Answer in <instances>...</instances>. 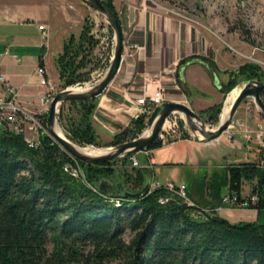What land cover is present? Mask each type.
<instances>
[{
	"label": "trees",
	"instance_id": "16d2710c",
	"mask_svg": "<svg viewBox=\"0 0 264 264\" xmlns=\"http://www.w3.org/2000/svg\"><path fill=\"white\" fill-rule=\"evenodd\" d=\"M102 2L118 14L113 0ZM98 43L85 24L77 39L71 35L63 44L55 60L63 89L90 80L94 68H88L90 54ZM240 78L264 82V71L253 63L239 66L229 75L224 92H230ZM95 99L68 103L69 108H78L77 117L66 112L65 104L58 113L63 133L80 146H100L92 126ZM221 108L219 104L205 110V121L218 123ZM144 127V116L132 119L114 134L109 146L136 139ZM159 148L156 140L147 150ZM130 159L79 163L83 176L75 178L64 170L74 159L47 133H41L37 146L31 147L23 132L2 124L0 264H264V223L259 222L264 216V147L257 161L227 167L221 183L237 203L256 197L250 208L256 212L255 221L239 224L216 212L223 205L217 191L212 195L217 204L203 207L188 205L164 185L139 199L118 196L116 189L112 196L94 190L102 179L119 181L121 188L132 192L140 190L147 173L133 167L127 171L124 166ZM117 161L123 166H116ZM244 182H253L248 197L241 196Z\"/></svg>",
	"mask_w": 264,
	"mask_h": 264
},
{
	"label": "crops",
	"instance_id": "0c3cea01",
	"mask_svg": "<svg viewBox=\"0 0 264 264\" xmlns=\"http://www.w3.org/2000/svg\"><path fill=\"white\" fill-rule=\"evenodd\" d=\"M113 4L123 27L124 48L116 77L96 99L92 121L94 128H97V135H110L108 139H111L116 132L127 127L133 119L132 112L127 109L131 101L160 87L164 89V102H187L204 120L205 110L219 104L224 106L230 93L235 88H242L237 84L230 92H224L229 75L238 68L231 70L224 67L222 50L214 47L192 24L168 13L151 10L144 0H113ZM53 5L54 0H0V75L18 90L17 99L20 105L31 113H42L38 100L44 93L35 70L42 61L48 74L52 55L55 51H61L63 46V41L59 45L53 40ZM26 25L31 27L30 34L16 33V27ZM39 25H44V31L48 34L47 52L35 60L28 50L31 46L36 48L41 44L42 31L38 29ZM130 45H136L139 49L132 50ZM228 48L234 51L233 48ZM0 96H8L1 83ZM65 107H69L68 103ZM240 117L244 118L242 124L252 130H257L263 124L254 112L242 114ZM180 124L186 130L183 120H180ZM182 141L213 143H199L190 139ZM230 141L231 145H237L247 151L248 145L252 147L250 150H256L258 147L255 139L248 143L239 128L233 132ZM175 143L177 142L171 144ZM159 149L150 150L148 162L140 164V167L153 172L154 152ZM168 182L172 181L166 183ZM181 183L188 184L182 181L175 184ZM186 189L189 193L187 185ZM188 197L205 207L195 197L192 199L190 193ZM215 204L217 201L208 202L207 207ZM221 207L216 209L217 213H220Z\"/></svg>",
	"mask_w": 264,
	"mask_h": 264
},
{
	"label": "rangeland",
	"instance_id": "374dc122",
	"mask_svg": "<svg viewBox=\"0 0 264 264\" xmlns=\"http://www.w3.org/2000/svg\"><path fill=\"white\" fill-rule=\"evenodd\" d=\"M55 1L53 5V40L56 41V44L60 45L62 41L64 44L71 35L77 39L81 35L85 24L90 27V33L94 38L99 36V43L92 54H90L88 68L94 66L90 80L72 87L92 86L104 75L113 55L112 30H110L103 18L82 0H57L56 3ZM144 2L151 10L168 13L173 17L183 19L192 24L198 32L209 39L214 47H219L222 50L220 51L224 53V67L236 70L245 63H253L264 71V0H144ZM30 30L31 27L27 25L16 27V33L30 34ZM102 38L104 39L103 42H101ZM228 47L233 48L234 51H231ZM1 51L2 47L0 44ZM28 51L37 60L39 55L46 54L47 47L38 44V47L31 46ZM61 51L59 50L57 53L55 51V54L52 55L51 65L48 68L49 73L47 74L57 93L63 90L55 65V60ZM244 83L243 78H240L238 87L241 88ZM185 103L188 105L187 102ZM65 109L66 112L77 117L79 111L77 107H67ZM250 112H254L259 116L253 100L247 98L239 106L233 121H243L244 118L240 116ZM140 116L145 118L144 131L141 133L144 134L151 125L149 120L153 114ZM259 118L262 120L260 116ZM180 120L182 121V118L178 117L180 130L170 137L168 145L154 152L155 165L152 172V185L156 183L165 184L167 181H172L173 183L188 182L186 185L190 197H195L200 204L207 207L208 202H213L212 195L215 191L220 194L225 193V184L221 183L227 175V167L248 160L250 162L257 161L261 147H257L256 150H250L247 147L249 149L247 151L237 145H231L230 140L233 138V132L237 128L230 130V133H225L218 141L211 144L185 142L182 140H193V138L187 126L186 130L182 128ZM217 125L218 123L209 124L206 122V126L210 129L216 128ZM92 126L97 137V143L100 145L98 147H111L109 143L114 135L111 139H108L110 135H97V128L96 126V129L94 128L93 121ZM100 132L102 133L103 130L101 129ZM26 136L33 137L34 135L27 130ZM174 142L177 143L171 144ZM135 156L141 165H144L149 160H147L144 151L138 152ZM116 166L122 167L123 164L117 161ZM124 168L132 172L131 160L126 163ZM252 183L244 182L242 184L241 196L248 197L251 195ZM215 184L217 185L215 186ZM221 209L219 215L233 224H239L241 221H255L257 217L256 213L250 210H230L226 205H222ZM259 222L264 223V216L259 219ZM126 236L128 237V235ZM51 248L52 245L49 244L48 249L51 250Z\"/></svg>",
	"mask_w": 264,
	"mask_h": 264
},
{
	"label": "water",
	"instance_id": "95a60500",
	"mask_svg": "<svg viewBox=\"0 0 264 264\" xmlns=\"http://www.w3.org/2000/svg\"><path fill=\"white\" fill-rule=\"evenodd\" d=\"M82 1L91 7L95 13L102 17L103 20L108 24L113 33L114 48L113 55L107 70L95 84L88 86L86 89L81 91H75V89L72 87L65 88L55 95L49 106L46 116V132L61 147V149L74 160L82 164H98L114 161L117 159H127L138 152L144 151L153 142H155L162 131L166 120L173 115H179L182 118L185 125L190 129L195 142H214L228 131L239 106L247 98H251L253 100L256 111L258 112L264 124V100L262 98L264 82L252 79L246 81L239 90L238 95L230 107L228 118L225 121L219 119L218 125L214 129L208 128L206 126L205 120L188 105L184 103L164 102L160 106L159 111L152 121L149 129L136 139L108 148H103L106 150V152L95 156L82 152L80 147L84 146H80L72 142L66 137V135L63 134L58 122V110L61 105L66 103L88 101L101 96L110 83L114 80L120 69L124 48V31L118 15L106 5H104L102 0ZM59 132H62L63 135H61ZM87 146L94 145H86L85 147ZM139 168L144 169L147 174L142 188L136 192L121 188L119 181H110L106 179L100 180L95 186L94 190H97L104 195L112 196V191L116 189L118 196L122 195L128 199H139L143 194L148 192L152 186V171L144 167ZM82 176L83 171L81 168V177Z\"/></svg>",
	"mask_w": 264,
	"mask_h": 264
},
{
	"label": "built area",
	"instance_id": "2783aa9c",
	"mask_svg": "<svg viewBox=\"0 0 264 264\" xmlns=\"http://www.w3.org/2000/svg\"><path fill=\"white\" fill-rule=\"evenodd\" d=\"M38 29L42 31L41 35V46H46L48 42V34L44 31V25H39ZM96 39H99V36H95ZM113 41V48H114V38ZM104 39H101L103 42ZM130 49H139L136 45H130ZM35 73L39 78V85L44 88V93L40 95L38 100V106L41 108L42 113H31L26 111L19 103L18 97V90L7 83L4 76L0 75V83L5 88L8 96H0V126L2 124H7L11 129L16 132H23L26 136L27 130H29L33 137H27L28 144L31 147L37 146L38 139L41 133L46 132V122L44 125V115H47L49 106L54 99L55 95L57 94V90L55 86L52 84L50 78L47 75V71L44 66L38 65ZM164 103V89L162 87L152 91L150 94L145 95L141 98H138L134 101H131L130 106H127V109L132 112L133 118H137L140 115H147L150 116L154 114L157 109ZM59 113V110H58ZM179 115H173L169 117L165 125L160 132L157 141L160 143L161 147H165L168 145V141L172 135L176 134L179 129ZM243 122H235L232 121L230 128L226 133H230V130L239 128L243 138L248 142L252 143L255 139L257 146L263 148L264 147V124H261L257 130H252L250 128H246ZM225 134V133H224ZM231 138V137H230ZM248 148H252L250 145L247 146ZM144 152L146 156H149L150 150L145 149ZM131 165L134 168H139L140 164L135 155L131 156ZM64 170L68 172L71 176L75 178L81 177V167L78 161L74 160V164L65 165ZM160 184H154L151 186L152 188L160 187ZM165 188L172 193L177 194L185 202L190 206H196L194 202H192L188 195L186 185L175 184L173 182H168L164 184ZM165 200H161L160 202H164ZM256 197H250V201H245L242 203H237V198L235 196H230L228 194L224 195L222 198V204L228 206L231 210H251V206L256 204Z\"/></svg>",
	"mask_w": 264,
	"mask_h": 264
},
{
	"label": "bare ground",
	"instance_id": "6f19581e",
	"mask_svg": "<svg viewBox=\"0 0 264 264\" xmlns=\"http://www.w3.org/2000/svg\"><path fill=\"white\" fill-rule=\"evenodd\" d=\"M89 85H85L83 87H72L75 89V91H81V90H84L88 87ZM239 93V88H235L231 93L230 95L228 96L223 108H222V111H221V114H220V119L222 121H225L227 118H228V115H229V112H230V107L233 103V101L235 100L236 96L238 95ZM61 135L62 132H59ZM79 148V147H78ZM80 150L88 155H92V156H95V155H99V154H103L106 152L105 149L103 148H98L96 146H87V147H80Z\"/></svg>",
	"mask_w": 264,
	"mask_h": 264
}]
</instances>
